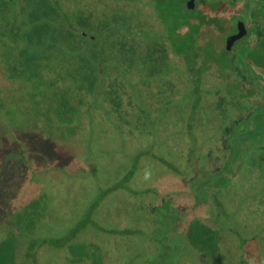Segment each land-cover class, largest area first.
Returning <instances> with one entry per match:
<instances>
[{
  "label": "rangeland",
  "instance_id": "rangeland-1",
  "mask_svg": "<svg viewBox=\"0 0 264 264\" xmlns=\"http://www.w3.org/2000/svg\"><path fill=\"white\" fill-rule=\"evenodd\" d=\"M60 3L66 12L80 10L82 16L74 17L77 29L93 36L119 30L104 45L112 54L107 64L110 73H116L122 68L119 58H129L126 77L139 81L141 92L130 87L127 92L131 102L142 105L144 123L139 126L144 134L134 130V136L121 137L112 120L98 115L101 109L89 114L85 111V99H81L75 123L47 112L40 102L47 86L36 88L35 76H29L37 66L44 68L42 59L35 60L43 49L21 53V49H9L6 44V15L18 12L22 1L0 10V264H213L184 238L185 227L194 217L224 228L220 239L224 264L263 261L264 197L259 202L258 196L261 189L264 191V179L256 183L249 178L256 172L248 175V170L258 166L257 173L264 176V72L254 66L248 69L240 49H233L235 73L228 80L203 75L204 90L213 92L227 85L229 94L221 91L203 96L198 116L204 123L213 118L215 122L199 130L215 127L216 133L223 131L226 136H221L222 149L214 148L207 156L210 140H203L201 151L186 170L180 158V147L185 152L189 144L185 121L178 122L173 113L166 125L158 119L159 111L149 110L145 102L149 92L157 91L161 84L179 91L176 101H181L189 86L182 63L171 55L165 42V31L153 11L155 0ZM253 8H247L248 14ZM140 31H144L143 36ZM210 33L205 28L200 41ZM215 43L220 46V40ZM79 46L84 49H73L78 51L76 63L87 66L86 50L97 55L100 43L89 41ZM64 54L69 57L62 61L63 67L71 64L73 51L64 49ZM11 57L16 60H9ZM252 89L247 98L238 97ZM154 104L153 108L158 106ZM181 107L184 119L188 102H182ZM154 133L157 136L151 138ZM146 149L168 158L181 171L171 174L149 154L138 161L128 184L136 194L122 187L101 201L103 190L121 182L131 158ZM214 194L226 201L229 220L217 221L212 215ZM97 200L101 203L92 218L106 228H84L57 249L40 247V237L65 236L79 219L85 220L83 212ZM236 233L245 241L243 246L239 247Z\"/></svg>",
  "mask_w": 264,
  "mask_h": 264
},
{
  "label": "trees",
  "instance_id": "trees-1",
  "mask_svg": "<svg viewBox=\"0 0 264 264\" xmlns=\"http://www.w3.org/2000/svg\"><path fill=\"white\" fill-rule=\"evenodd\" d=\"M14 1L16 0H0V10L6 9ZM19 1H22V4L19 5L18 12L14 14L8 12L6 15L9 18L4 23L5 36L8 37V41L6 42L5 38V42L9 49H21V53L27 50L30 51V49H43L35 60L42 59L44 68L37 66L36 71H32L29 76H35L37 81L35 83L36 88L39 89L41 84L47 86L46 93L49 94L47 95L44 93L43 96L45 99H41L40 101L43 106L46 107V111L53 113L59 119L67 122H74V119L79 118L76 113H78L81 108V99H85V111L89 114L98 108L101 109L98 115L101 114L103 117L106 116L107 119L112 120L116 124L121 137L127 139L129 136H134V130H139L140 134H144L139 126L144 123L142 120V105L138 101H135L138 103L131 102V93L128 94L127 92V88L129 87L134 88V92H138L139 94L141 92L140 82H133L132 79L126 77L125 70L128 66L126 67L125 63L129 58L126 55L119 58V60H121L119 65L122 68L116 73L111 74L107 64L112 54L107 53L104 45L119 30L115 28L112 31H105L104 35L95 34V36H93L92 33L85 29L80 27L79 29L76 28L74 17L77 18L82 16L79 15L81 14L80 10L75 9L73 13L66 12L60 0ZM183 2L184 0H155L156 6L153 7V11L161 24L162 31H165V42L169 46L171 55L178 58L183 65L185 74L189 79V86L182 93L181 101H176L174 96L176 97L175 94H178L179 91H176L174 86L161 84L156 86L155 90L157 91L152 90L149 92L145 102L149 110L159 111L157 117L166 125L170 123L173 113L178 118L176 119L178 122L181 120L185 121L184 135L188 136L189 144H187L185 152L184 148L182 146L180 147L181 151L183 150L180 158L186 163L185 169L187 170L191 168L193 159L197 157L196 152L201 151L202 145L206 139L209 138L210 140L208 144L209 148L206 150L207 156L214 148L222 149V143L220 142H222V137L226 136V133L223 131L216 133L217 129L215 127L212 128V130H207L209 128H205L204 131L199 130L201 127H207L215 122V118H213L210 122L204 123L198 116L203 96L212 94L218 95L221 91L229 94L227 85L213 92L204 90L201 83L202 77L203 75H208L215 79L226 81L235 73V68L232 59L233 49L232 51L214 49L206 42H199L200 38L203 36L205 26L216 21L215 18L210 15L212 14V7L209 6L205 0H202L201 7L186 10ZM150 4L154 6L153 3ZM218 6L219 5H216L215 7ZM262 13L264 14V10ZM250 14V24L253 33V25L256 21V12L254 8ZM263 21L264 17L262 19V22ZM78 30L82 33L79 34ZM123 30L130 34L128 29ZM143 32L144 31H140L138 34L143 36ZM89 41H97L100 43L97 55L92 54L93 52L90 50H86L84 58L87 62V66L76 63L79 62L77 61L79 60L78 51L73 49H84L81 48L79 44L83 43L85 45ZM249 48L250 47H248V49H240L241 54L245 56L244 58L249 62L245 65L248 66V69H252L254 66L255 68H260L264 72V43L261 49H254V47ZM64 49L73 51V57L70 61L71 64L68 65L69 67L65 65L63 67L64 62L62 61H64L67 56L69 57V55L65 56ZM121 50H123V54L128 53L126 49ZM69 53L72 56V53ZM31 57L33 58V54H31ZM9 60L15 61L16 59L11 57ZM134 63L135 61L133 65ZM49 64H51V66H49ZM11 69L12 73H15L16 70L14 68ZM10 79L13 80L12 77ZM130 82H133V84ZM253 91L252 89L244 94H238V97L247 98ZM46 99L50 103L48 102L47 104ZM153 101H155L154 105L158 106H154L153 108V106H151ZM184 101L188 102L189 108L183 115V119L180 110H182L181 104ZM129 106L132 108V111L129 110ZM95 115L97 116V113H95ZM130 120H132V123ZM125 125L127 129H125ZM156 134L157 133L151 134V138L153 135L156 137ZM152 151L146 149L135 154L131 158L132 161L129 169L123 175L121 182L119 180V182L117 181L105 188L102 193L103 196L102 194L100 196L101 201H103L106 195L120 188L122 189V187L136 194L137 191L131 190L128 184L135 174L138 161L143 157L149 156V154L161 165L167 167L171 174L174 175L181 171V169L173 162L169 161L168 158L161 155L158 156L152 153ZM255 172L256 174L253 178H251L252 175L249 176L250 179H254L256 183L259 178L264 179V176L257 173L258 166H254L252 170L249 169L248 175L254 174ZM121 183L122 185H120ZM241 197L245 200L243 193ZM263 197L264 191L261 189L260 195L258 196L259 202ZM101 201L97 203V200L94 204L89 206L88 209L83 212L85 220H82V218L79 219L65 236L50 238L40 237V247L51 246L54 249L63 247L76 237L81 230L87 227L94 230H102L103 226L92 218L94 211L100 205ZM212 202L214 205L210 211L212 215H214L215 220H229L230 215L225 211L226 208L224 207L226 201L223 203L221 197L214 194ZM145 208L148 210L147 206H145ZM148 213L151 214L150 211ZM108 230L111 229H105L104 231L106 232ZM223 230L224 228H221L220 225H214V223L210 225L205 223L202 219L194 217L188 221L185 227L184 238L188 244L207 256L213 264H224L220 258V239ZM236 236L238 237L239 244H242H240L239 247L243 246L245 241L243 239L240 240L239 233H236ZM30 238L32 239L34 237ZM33 247L34 246L31 244L30 249ZM239 264L249 263L241 260ZM259 264H264V260Z\"/></svg>",
  "mask_w": 264,
  "mask_h": 264
},
{
  "label": "flooded vegetation",
  "instance_id": "flooded-vegetation-1",
  "mask_svg": "<svg viewBox=\"0 0 264 264\" xmlns=\"http://www.w3.org/2000/svg\"><path fill=\"white\" fill-rule=\"evenodd\" d=\"M188 0H184V4ZM206 3L213 7L211 8L212 14H210L216 21L212 24L205 26L206 29H210L211 33L207 35L205 40L199 42H206L214 49H227L226 42L227 38L237 33L238 22H243L246 34L234 41L230 50L232 49H248V47H254V49H261L264 43V21L262 19L264 14V0H205ZM252 1V2H251ZM202 0H194V8L201 7ZM213 4V5H212ZM219 5L218 7H215ZM252 5V6H251ZM254 7L255 24L253 25V33L251 30V12L248 14L247 8ZM243 7V8H242ZM252 11V10H251ZM248 15V17H247ZM231 27V28H229ZM216 40H220V46L215 43ZM241 43L237 45V43ZM249 48V49H250ZM228 50V51H230Z\"/></svg>",
  "mask_w": 264,
  "mask_h": 264
},
{
  "label": "water",
  "instance_id": "water-1",
  "mask_svg": "<svg viewBox=\"0 0 264 264\" xmlns=\"http://www.w3.org/2000/svg\"><path fill=\"white\" fill-rule=\"evenodd\" d=\"M184 7L186 10H192L194 8V0H188L185 4H184ZM246 34V29H245V26L243 24V22H238L237 24V33L228 37L227 38V42H226V48L225 49L226 51L230 50V46L231 44L242 38L244 35Z\"/></svg>",
  "mask_w": 264,
  "mask_h": 264
}]
</instances>
